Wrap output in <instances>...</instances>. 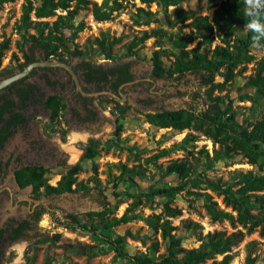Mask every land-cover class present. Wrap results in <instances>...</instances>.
<instances>
[{
    "label": "rangeland",
    "instance_id": "374dc122",
    "mask_svg": "<svg viewBox=\"0 0 264 264\" xmlns=\"http://www.w3.org/2000/svg\"><path fill=\"white\" fill-rule=\"evenodd\" d=\"M89 1L97 5L102 3L101 0ZM108 1L109 6L116 9L110 21L96 23L90 12L82 11L72 21L73 29L65 32L64 35L68 36L75 32L76 25L80 23L82 28L76 32L73 39L74 44L80 48L87 42L92 43L103 32H106L110 39L121 40L113 46L112 60H104L94 55L85 61L93 66L102 65L104 68L127 63L135 81L126 85L122 94L123 99L113 100L102 96L88 102L87 109L94 113L91 121H87L86 111L77 105L74 106L69 100L59 113V118L53 122H48L46 110L40 106L34 107L32 111L37 115L32 116L30 122L20 128L11 141L12 145L16 143L19 146L20 156L24 158L23 162L26 164L41 162L46 166L50 171L48 174L50 186H54L69 166L79 163L81 170L76 180L82 181L89 189L87 192L78 190L57 196H42L40 202L52 211L45 212L39 222L24 234L21 242L7 251L3 260L4 264H27L31 256H33L31 264H44L46 260H50L51 264H131L129 259H125L118 253L120 244L109 242L117 236L124 237L123 250L130 257L142 253H148L154 257L165 254L167 243L159 230L151 226L150 221L155 215L167 219L163 212V204L168 200H170V207L181 210L180 216L167 219L170 226L175 228L171 234L180 238L182 246L197 247L199 241L190 229L184 227L183 220L188 219L198 223L203 235L220 230L228 233L240 226L236 225L232 228L226 220L211 223L203 209V198H198L185 190L168 197L162 194L151 195V192L163 185L174 186L177 183L176 177L163 175L165 166L180 157H187L189 161L197 162L198 170L210 179L220 176L224 179L232 178L231 171L234 170L252 171L257 176L264 175L263 158L254 166L248 164L243 156L238 154H234L232 158L215 161L212 152L217 149V145L212 144L211 140L201 132L187 128L178 131L174 128L159 127L147 122L144 118V113H153L158 110L185 109L199 112L208 108V99L205 94L207 87L202 84L198 74L183 73L174 79L156 78L151 75L150 61L154 51L162 49L166 52L162 62L167 68L173 62L174 55L179 53L175 44L181 40L188 41L187 49H191L201 42L200 52L210 59L216 47L226 46L223 40L232 45L235 39L244 38L247 28L239 24H230L225 27L223 33L213 32L212 35L207 36L202 29L196 32L190 28L188 24L191 20L172 30L164 24L154 22L134 27L132 22L135 10L142 7L154 13L158 11L156 3L147 7L138 0L119 1L118 5L112 0ZM223 1L225 0H184L177 8L183 9L193 17L206 16L211 20ZM24 4V0L0 4V42L5 41L9 46L0 61V68L14 70L15 66L22 62V49L31 56L37 58L42 56L40 49L30 50L29 45H24L19 39L18 27ZM175 9L168 8V13H173ZM64 14L59 11L56 13L57 16ZM160 16L161 11L158 12V17ZM31 19L34 20L33 15ZM42 20L50 25L56 18ZM151 29H161L166 36L161 39L153 36L141 43L139 40L141 33L149 32ZM27 33L34 34V31L29 29ZM134 37L138 39L135 42L137 56L130 58L124 46L132 42ZM249 55L253 58L252 63L246 65L241 74H236L234 80L223 90H214L212 95L213 97L225 94L233 96L234 101L230 110L234 114L235 121L242 125L259 120L263 112L260 96L247 90L244 94L245 91L240 90L246 85L247 77L255 74L257 63L264 61V50L257 45L250 48ZM79 60L72 58L69 62L72 66H76ZM56 74L59 75L60 72ZM36 76L37 74H34L31 79H36ZM214 78L216 83L223 80L221 76H214ZM39 83L45 95L61 93L56 88L49 89L41 80ZM252 101H254L253 104ZM118 124H121L123 129L116 135ZM187 133L195 135V140L185 143V149L172 150L168 155L158 158L155 163L162 166L160 170L152 162H147L150 155L161 148L168 149L178 144ZM90 140L96 142L94 146H91L96 151V156L93 159H86L82 157V153L84 147L89 146ZM32 155L39 159L30 160ZM64 160L65 164H63ZM116 163H123L128 168L139 165L143 171L142 179H135L134 183L124 180L118 184L121 189L119 199L110 194V184L120 173V169L114 166ZM59 164L61 165L58 166ZM26 190L27 187L18 194L24 195ZM205 193L223 207L221 197L218 198L209 191ZM101 194L107 198L101 197ZM53 210H56L55 215ZM103 210H106L104 219L108 222V227L106 229L99 227L95 233L74 228V224L65 218L66 214L72 213L86 222L87 213ZM126 211L135 219L127 223H112L114 218H119ZM55 217L58 221L54 220ZM90 223L97 226L95 218H92ZM53 235L59 236L55 243L45 241L51 239ZM43 238L45 240H41ZM249 243H254L251 252V257L254 258L253 264H264V235H259L258 232L251 233L233 247V259L228 264H244L247 253L246 244ZM66 245L69 247H64ZM80 250L85 253H81ZM219 259L221 256H217L216 260Z\"/></svg>",
    "mask_w": 264,
    "mask_h": 264
},
{
    "label": "trees",
    "instance_id": "16d2710c",
    "mask_svg": "<svg viewBox=\"0 0 264 264\" xmlns=\"http://www.w3.org/2000/svg\"><path fill=\"white\" fill-rule=\"evenodd\" d=\"M16 0H0V4ZM22 6V15L19 20V39L24 45H29L30 50L40 49L44 53L45 60L57 59L58 62L66 60V58L80 59V66L83 68V78L87 82L108 81V77L115 78L114 85L122 82H130L132 77L128 72L129 65L127 63L115 64L104 68L102 65L93 66L85 61L87 58H92L96 55L104 60L113 59V46L119 43V39H110L106 32L100 33L99 38L94 39L92 43H86L82 48L74 44L76 32L80 31L82 24L76 25L75 32L65 36V32L73 29L72 21L82 11L91 13L94 22H106L113 18V13L116 11L114 7L109 6L108 0H101L102 3L97 5L89 0H24ZM118 5L119 1L112 0ZM133 1V0H128ZM147 7L156 3L157 12H151L145 8L135 10L132 25L139 27L140 25H148L151 22L161 23L167 26L168 29L179 28L184 22L191 20L188 26L196 32L204 30L207 36L223 33L227 25L239 24L245 26L247 17L245 13V4L242 0H225L221 2L218 9L214 12L213 18L210 20L206 16L193 17L187 14L183 9L177 8L184 0H138ZM174 7L175 11L168 13V8ZM64 12V15L57 16V12ZM161 11V16L158 17V12ZM33 15L34 20L31 19ZM56 18L50 25L42 19ZM32 29L34 34H28L27 30ZM155 36L156 38L165 37L166 34L161 29H151L149 32L143 31L140 36L141 43H144L148 38ZM252 33L247 31L242 39H235L230 45L226 40L223 43L226 46L216 47L210 59L200 52L201 42H198L193 48L187 49L188 41H180L175 44L178 50V55H174V60L170 66L166 68L163 64V58L166 57V52L158 49L153 52L151 57V75L156 78H176L183 73H195L201 79L202 84L207 87L206 97L208 99V108L199 112L191 110H158L153 113H144V118L147 122L159 127L174 128L178 131L182 129H193L201 132L207 139L211 140L212 144L217 145V149L213 150V160L218 161L224 158H232L234 154L243 156L246 162L250 165H257L261 158L264 159V61L257 63L255 74L248 76L246 85L240 90H246L256 93L262 99L263 112L259 120L245 125L238 124L235 121L233 112L230 110L231 104L234 101L233 96L229 94L213 97L214 90L221 91L227 84H230L236 74H241L245 70V66L252 63L253 58L250 54V48L254 45L259 46L264 50V40L259 44H254ZM135 40V41H134ZM170 40V39H168ZM133 41L124 46L128 57H136L135 42ZM190 41V40H189ZM7 42H0V61L4 56V52L8 50ZM22 62L15 66L18 71L31 62V55L26 50L21 51ZM235 70H237L235 72ZM0 72L10 73L8 68H0ZM214 76L223 78L219 83L214 82ZM19 83V82H17ZM16 84V83H15ZM13 84L12 86H14ZM33 89H37L34 85L28 84L17 90L20 109L25 107V100L29 99ZM43 97V95H40ZM254 101H252L253 104ZM43 106L49 112L51 122L56 121L59 113L64 107L62 99L58 96H50L43 100ZM10 101H6L1 109L6 106H11ZM93 113L90 116L93 117ZM11 122L23 124L27 119L19 114H13ZM123 126L118 124L116 127V135L122 131ZM195 135L187 133L178 144L172 145L170 148H161L147 159L148 163L152 162L160 170L161 165H157L156 160L162 156L168 155L172 150L185 149L184 144L195 140ZM96 142L90 140L89 146L84 147L82 157L93 159L96 156V151L91 148ZM205 157H207L206 152ZM120 169V173L111 182V196L119 199L121 189L118 184L122 181L135 182V179H142V167L132 166L128 168L123 163L114 164ZM81 170L79 163L69 166L65 173L59 178L54 186L46 183V176L49 174L47 168L41 166L23 167L16 174V181L19 187L27 184L32 186L33 196L41 198L42 196L61 195L67 192L88 191V187L77 181V174ZM232 178L224 179L218 177L210 179L198 170V163L191 162L187 157L169 162L163 169V175L166 177H176L177 183L174 186L163 185L161 188L151 192V195L162 194L164 196L177 194L185 190L189 194H194L198 198H203V209L211 223H219L226 220L232 228L239 225L230 232L225 230L201 233V227L198 223L191 220H183L184 227L190 229L195 235L199 245L197 247L186 248L181 245V240L176 235L171 234L175 229L170 226L169 218H175L181 215V210L170 207V200L163 204V212L165 218L162 219L159 215H155L151 219L150 224L155 230H159L163 240L167 243L165 254L152 256L148 253H142L130 257L123 250L124 237L117 236L109 242L120 244L118 253L129 259L131 264H228L233 259L232 249L249 236L253 232H258L264 235V175H254L252 171L243 172L242 170L231 171ZM46 175V176H45ZM41 188V190H39ZM190 188H197L193 191ZM205 191H209L214 196L220 198L223 207H220L211 196H208ZM101 197H105L103 194ZM44 208L37 213L38 218ZM106 210L102 212L87 213V221H81L76 214L68 213L65 218L69 219L74 228H79L85 232L95 233L99 227L106 229L108 222L105 218ZM55 215V212H53ZM92 218L97 220V226L91 224ZM135 219L128 215V211L123 213L119 218H114L112 223L130 222ZM55 221H58L55 218ZM59 236L53 235L51 239L43 238L41 240L55 243ZM254 243L246 244V259L244 264H253L254 258L251 257L252 247ZM64 247H69L66 245ZM81 253H85L80 250ZM217 256L221 259L216 260ZM33 256L27 260V264H31ZM209 261V263H207ZM44 264H51L50 260L44 261Z\"/></svg>",
    "mask_w": 264,
    "mask_h": 264
},
{
    "label": "flooded vegetation",
    "instance_id": "af4514ba",
    "mask_svg": "<svg viewBox=\"0 0 264 264\" xmlns=\"http://www.w3.org/2000/svg\"><path fill=\"white\" fill-rule=\"evenodd\" d=\"M31 58L32 60L29 63L48 61L57 63L63 62L69 65L80 83L81 90L76 88L74 80L66 70L48 69V67H38L31 69L29 73L23 76L19 81H16L0 89V264H4L3 260L4 256L7 254V251L11 247L21 242L24 234L30 231L32 226L39 222L40 217H42L45 212L49 213L52 211L42 202H40V198L33 196V188L30 184L19 187L16 181V174L21 169H23V167L41 166L47 168L46 166L42 165L41 162L38 164L24 163V158H21L20 156L19 146L16 143H13L15 145H12L11 143L12 138L15 137L19 129L29 123L32 116L37 115L32 111L34 107L40 106L42 109L47 111V109L43 106V100L50 96H58L62 99L64 107L66 101L69 100V102H71V104L74 106L77 105L80 109L86 111L87 121H91L94 118V115L93 117L90 116V113L93 112L87 109L88 102L97 97L101 98L102 96L113 100L121 98L123 99L122 94L124 88L126 85H128V83L135 81L129 68L128 72L130 73L132 80L130 82H122L118 85H114L113 81L115 78L110 77H108V81L102 80L101 82H87L86 79L83 78V73L85 70H83V68L80 66L81 60L77 62L76 66H72L69 62V60L72 58H66V60L61 62H58L57 59L45 60L43 52L42 56L38 58L31 56ZM17 71V69H14L11 70L10 73L0 72V80L4 77L11 76ZM56 72H60V74L57 75ZM34 74H37L36 79H31ZM39 80H41L43 84H46L49 89L52 90V88H56L61 93L58 95H45V93L42 91ZM13 84L15 85L12 86ZM28 84L34 85L37 89L32 90L29 99L25 100V107L20 109L17 90L27 87ZM85 84L90 87L88 88ZM109 92L115 94V96ZM41 94L43 97L40 96ZM6 101H10L12 105L1 109L2 105H4ZM16 113L22 117L24 116L27 121L23 124L11 122L12 115ZM46 115L49 122L50 119L48 111ZM30 158V160L39 159L34 155H32ZM63 164H65V160L63 161ZM60 165L61 164L58 166ZM48 177L49 175L46 176L47 184L49 183ZM26 187L27 190L24 192V195H19L18 192L22 191ZM39 190H41V188H39ZM43 208L45 209L44 212L38 218H36L37 213ZM53 212L56 213V210H53Z\"/></svg>",
    "mask_w": 264,
    "mask_h": 264
},
{
    "label": "clouds",
    "instance_id": "9594fccd",
    "mask_svg": "<svg viewBox=\"0 0 264 264\" xmlns=\"http://www.w3.org/2000/svg\"><path fill=\"white\" fill-rule=\"evenodd\" d=\"M247 23L245 27L252 33V41L259 44L264 40V0H244Z\"/></svg>",
    "mask_w": 264,
    "mask_h": 264
},
{
    "label": "water",
    "instance_id": "95a60500",
    "mask_svg": "<svg viewBox=\"0 0 264 264\" xmlns=\"http://www.w3.org/2000/svg\"><path fill=\"white\" fill-rule=\"evenodd\" d=\"M38 67H48V69H64V70H66L70 74L71 78L74 80L76 88L78 90H81L80 83H79L78 79L76 78L75 73L73 72V70H71L69 65H67L63 62L57 63V62H48V61L29 63L22 70L13 73L11 76H7V77L2 78L0 80V89L7 86V85H10L16 81H19L20 79H22L23 76L27 75L31 69L38 68ZM131 83H128V84H131ZM109 93H111V92H109ZM111 94L113 96H115V94H113V93H111Z\"/></svg>",
    "mask_w": 264,
    "mask_h": 264
}]
</instances>
